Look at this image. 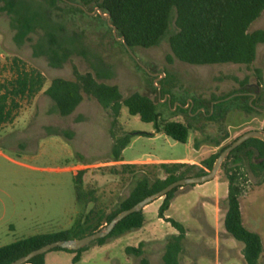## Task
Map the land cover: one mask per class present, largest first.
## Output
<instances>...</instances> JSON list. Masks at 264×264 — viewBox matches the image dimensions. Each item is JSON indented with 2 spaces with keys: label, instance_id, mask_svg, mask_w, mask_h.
Here are the masks:
<instances>
[{
  "label": "rangeland",
  "instance_id": "rangeland-1",
  "mask_svg": "<svg viewBox=\"0 0 264 264\" xmlns=\"http://www.w3.org/2000/svg\"><path fill=\"white\" fill-rule=\"evenodd\" d=\"M66 17L70 28L85 30L91 50L111 66L112 76L100 78V81L118 85L124 97L136 91L151 96L164 118L195 125L196 129L191 130L189 136L198 131L194 141L215 144V140L222 139L227 132L230 136L224 144L227 145L246 131L263 130L264 43L259 44L257 58L250 65H196L174 57L165 39L155 47L133 49L147 71L102 22L80 13H68ZM174 28L172 24L171 29ZM259 28H264V12L251 25L250 31ZM14 32L9 16L0 12V79L13 77V61L17 58L27 69L40 71L46 84L34 98L19 99L20 108L15 112L14 121L0 127V246L29 235L70 228L82 212L75 184V177L82 169L86 170L85 189L96 190L97 205L105 207L107 212L129 194L133 179H136L133 172L124 174L121 164L111 161L113 137L109 110L96 99L85 96L72 114L62 116L54 110L53 100L44 92L55 77L75 79L74 67L82 73L94 72L91 62L95 59L74 55L63 67L55 68L49 65L46 57L33 55L32 43L37 39L36 34L31 35V41L18 45L13 40ZM165 72L170 75L172 92L178 99L172 108L167 106V100H160L166 96L160 83ZM236 94L247 95V100L256 102L261 107L259 113L235 108L240 99L227 101L224 106L234 108L219 120L200 117L196 121L190 111L189 114L178 111L181 101L184 105L191 101L196 108L194 114H199L218 98L229 99ZM119 125L123 132L154 131L153 123L130 114L126 106L122 107ZM188 153L186 143L165 134L134 135L123 151L126 158L152 159L184 157ZM219 173L226 179L222 170ZM239 179L243 193H247L241 199L247 224L261 235L264 243V169L255 174L246 162L239 171ZM195 186H185L175 192L166 212L167 218L182 223L187 229L180 264H214L219 261L215 238L213 234L206 235L201 215L206 211L209 222L215 226L218 213L214 204L210 211L203 210L204 199ZM161 203L162 198H159L145 207L143 227L111 238L102 245H91L75 264H141V257L127 254L125 248L138 246L142 239L150 238L165 239L144 243L143 256L151 264H165L166 238L178 231L169 221L159 217ZM234 241L244 246L242 242ZM74 255L70 251L52 250L46 253L45 264H73Z\"/></svg>",
  "mask_w": 264,
  "mask_h": 264
},
{
  "label": "trees",
  "instance_id": "trees-1",
  "mask_svg": "<svg viewBox=\"0 0 264 264\" xmlns=\"http://www.w3.org/2000/svg\"><path fill=\"white\" fill-rule=\"evenodd\" d=\"M0 2V12L9 16L10 25L15 31L14 42L22 45L27 40H32V34H36L37 39L32 43L33 55L46 57L50 66L63 67L74 55H81L89 60L90 57L95 59L91 62L94 72L82 73L74 67L75 79L55 77L44 92L53 100L54 110L62 116L72 114L85 96L96 99L104 109L110 111L112 116L110 133L113 137L111 161L123 160V150L131 143L134 135L163 133L177 142L187 143L191 130L196 128L191 122L164 118L155 100L147 94L136 91L124 97L118 85L100 81V78L112 76L111 66L91 50L86 42L84 29L69 27L66 17L68 13H80L98 20L112 32L106 18L98 12L95 15L91 14L99 7L104 13L111 15V23L116 26L118 36H124L132 50L136 47H155L167 39L174 57L189 64L250 65L257 58L259 44L264 43V28L250 31L251 25L264 12V0H0ZM172 24L175 26L174 30L171 29ZM169 60L172 58L169 57ZM13 65V77L0 79V127L14 121L15 112L20 108L19 99L34 98L46 84V78L40 71L27 69L17 58H14ZM257 71L260 72V69ZM160 83L164 95L171 96L170 105L168 101L166 104L172 108L178 99L172 92L170 75L166 73ZM247 98L248 96L243 94H236L229 99L218 98L209 109L199 114H194L196 108L192 106L191 101L188 108H185L184 102L181 101L178 111L189 114L190 110L192 119L196 121L200 117L206 120H219L230 108H234L225 107L224 104L231 99H240L235 108L244 109L249 113H259L261 107ZM123 106L128 108L130 114L138 115L142 121L153 123L154 132H123L119 125ZM227 137L226 132L222 139L215 140V144H220L221 140ZM227 145L199 164L181 161L121 163L122 172L126 174L131 171L136 179H133L134 185L129 194L110 212H107L105 207L97 205L94 188L85 189L86 170H80L75 177V184L82 212L73 225L67 229L29 235L0 246V264H10L47 243L59 239L80 238L95 232L119 212L162 190L170 183L209 172L217 156ZM263 156L264 140L250 138L234 149L221 167L229 183L224 226L229 235L243 243L245 264H260L263 242L259 233L248 229L243 223L240 206L243 188L239 171L247 162L253 172L258 174L264 169V161L257 164L255 159ZM179 188L181 187H175L168 192L162 198L159 208V217L169 221L178 231L166 238L163 253L165 264H180V255L185 249L186 227L166 217V212ZM144 224L145 214L142 209L123 218L107 237L100 238L80 250L62 248L53 250L75 253L73 258L75 264L80 260L81 253L91 245H102L109 239L139 229ZM125 251L129 255L141 257V264H151L150 260L143 256L144 242H140L138 246H127ZM45 256L46 253L35 256L28 264H45Z\"/></svg>",
  "mask_w": 264,
  "mask_h": 264
},
{
  "label": "crops",
  "instance_id": "crops-1",
  "mask_svg": "<svg viewBox=\"0 0 264 264\" xmlns=\"http://www.w3.org/2000/svg\"><path fill=\"white\" fill-rule=\"evenodd\" d=\"M154 132V131H153ZM198 131H195L193 136L189 138L186 143L189 146V153L184 157H175V158H126L123 155V160L120 161H112L114 163H141V162H162V161H181V162H189L199 164L203 159L209 157L210 155L219 151V149L230 139V136L221 140L220 144H208L205 142L194 141L193 139L197 137ZM163 133H155L154 135H160ZM126 149V148H125ZM124 149V150H125ZM123 150V151H124ZM100 163V162H99ZM80 165V164H78ZM185 187V186H184ZM181 187V188H184ZM195 188L200 189V193H202L203 202V210H211V206L214 204L216 207L217 214V222L215 226H213L208 218L206 211L201 215V221L203 222V227L206 235L213 234L215 238L216 247L219 254V261L214 264H245L243 258V246L239 245L234 241V237L229 235L224 226V218L227 211V196L229 190V183L226 179L220 177V173L218 175L205 183L197 184ZM212 191V192H210ZM246 194L242 193L240 197V206L242 212V219L244 225L252 230L257 232L256 230L251 229L248 224L244 214V210L242 207L241 199L246 196ZM145 210V208H144ZM166 217L169 215L166 213ZM162 220H164L162 218ZM258 233V232H257ZM171 235V234H170ZM261 236V235H260ZM234 238V239H233ZM262 238V237H261ZM165 238H150L148 240L142 239L141 242L148 243L152 241L163 242ZM263 242V239H262ZM207 242H205L206 246ZM131 246V245H128ZM127 247V246H126ZM260 264H264V243H263V253L260 258Z\"/></svg>",
  "mask_w": 264,
  "mask_h": 264
},
{
  "label": "water",
  "instance_id": "water-1",
  "mask_svg": "<svg viewBox=\"0 0 264 264\" xmlns=\"http://www.w3.org/2000/svg\"><path fill=\"white\" fill-rule=\"evenodd\" d=\"M99 13L103 18L107 19V22L109 26L112 28L113 35L116 39L122 41L126 47V49L129 51V53L138 61V63L143 66L134 51L131 49V47L127 44L125 37L124 36H118L117 28L115 25L111 23V15L104 13L103 10L99 7L95 9V11L91 12V14H96ZM144 69L149 71L145 66H143ZM159 93H161V85L158 86ZM151 99H153L151 97ZM154 100V99H153ZM161 101H168L169 105L171 103V99L168 95H166L163 99H160ZM156 103V102H155ZM177 106V105H176ZM189 106L186 105L185 107L187 108ZM190 111V110H189ZM250 138H259L264 140V130H259V129H253L244 132L243 134L239 135L237 138H235L232 142H230L217 156L212 169L201 175H193V176H188L184 177L181 179H178L169 185H167L165 188L162 190L153 193L141 201L137 202L135 205L132 207L125 209L121 212H119L110 222L106 223L103 225L101 228L96 230L93 233L87 234L83 237L80 238H71V239H59L50 243H47L37 249L32 250L28 254L12 261L10 264H28L29 261L34 258L35 256H38L40 254H45L49 251H52L53 249L56 248H62V249H68V250H80L91 243L95 242L96 240L107 237L113 229L116 227V225L126 216L130 215L133 212L140 211L144 209L150 202H152L155 199L163 198L168 192H170L172 189L175 187H184L188 185H197V184H202L205 182H208L212 179H214L218 173L221 170L222 164L224 161L227 159L229 154L236 149L238 146L243 144L245 141H247Z\"/></svg>",
  "mask_w": 264,
  "mask_h": 264
},
{
  "label": "flooded vegetation",
  "instance_id": "flooded-vegetation-1",
  "mask_svg": "<svg viewBox=\"0 0 264 264\" xmlns=\"http://www.w3.org/2000/svg\"><path fill=\"white\" fill-rule=\"evenodd\" d=\"M165 97V96H164ZM170 97V99H171V96H169ZM189 104V102L186 104V105H188ZM186 105H183L184 107L186 106ZM190 105V104H189ZM189 107V106H188ZM187 107V108H188ZM201 107H203V106H201ZM201 107H199V108H201ZM186 108V107H185ZM260 109V108H259ZM202 111H204V110H202ZM258 154V153H257ZM258 159H260L261 161H259V162H257L256 160H258ZM264 161V156L263 157H260V158H256L255 159V162L258 164V163H261V162H263Z\"/></svg>",
  "mask_w": 264,
  "mask_h": 264
}]
</instances>
